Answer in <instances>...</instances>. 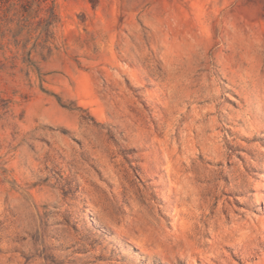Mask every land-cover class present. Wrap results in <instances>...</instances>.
<instances>
[{"label": "rangeland", "instance_id": "1", "mask_svg": "<svg viewBox=\"0 0 264 264\" xmlns=\"http://www.w3.org/2000/svg\"><path fill=\"white\" fill-rule=\"evenodd\" d=\"M0 264H264V0H0Z\"/></svg>", "mask_w": 264, "mask_h": 264}, {"label": "bare ground", "instance_id": "2", "mask_svg": "<svg viewBox=\"0 0 264 264\" xmlns=\"http://www.w3.org/2000/svg\"><path fill=\"white\" fill-rule=\"evenodd\" d=\"M249 138V140H250V137H248ZM229 147H232L231 146V143L229 142ZM225 153H228L229 151H224ZM245 160L248 162V159L247 158H245ZM225 166H227V163H225Z\"/></svg>", "mask_w": 264, "mask_h": 264}]
</instances>
